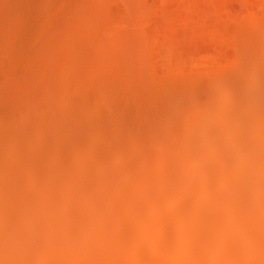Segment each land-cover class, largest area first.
Listing matches in <instances>:
<instances>
[{"label": "rangeland", "instance_id": "1", "mask_svg": "<svg viewBox=\"0 0 264 264\" xmlns=\"http://www.w3.org/2000/svg\"><path fill=\"white\" fill-rule=\"evenodd\" d=\"M263 75L264 0H0V130H3V127L5 130L2 131L4 133H0V154H4L5 160L8 162H21L23 160L29 161L28 170L30 172L34 171L35 173V170H38L37 172H39V170L43 171L44 174H40L41 176L45 175V177L44 179L42 177V184H39L42 188L40 186L38 187L40 188V190H43V194L46 192L45 194L47 195V192L54 190V188H56L55 190H57L56 186L59 187V185H61V182L63 181V188L68 187L70 189V187L72 188V184L73 186L77 185L74 181H76V178L79 176L78 174L81 175L84 170L85 173L88 172L87 174H91L96 171L93 173V175L97 174L99 171L101 172L102 169L105 168V166H102L101 164H104L106 161L102 162V160H95V158L91 157L90 155L91 151H94V149L95 151L97 150L96 153L95 151L93 152L94 156L105 154L106 157L107 151H104L105 147L108 145L109 147H107L106 150L112 151L113 146L116 144V142H113L115 135L119 134L118 138L122 139V137L124 136L129 137V135L133 131L150 128L156 122L154 120H156L157 116H154L157 114L159 116L161 115V113L164 114L165 112H168V114L170 113V115H173L179 109V114H176L177 116H171L174 121H178L176 123V127L177 130L179 129V133L176 132V134L173 135L174 138L172 137L170 138V140H167L168 143L167 141L160 143L159 147L161 148L165 149V146H167L168 148L167 144H169V149L172 152H178V148L181 149V145L183 148L184 144L187 143L186 136L189 135V131H191L190 134H192L195 130H200L199 128H203L202 130H206V125L208 124L207 121L212 122V120L213 122L218 121L222 125L223 132L225 133L221 134L224 136L225 134H227L228 138L227 136L223 138L228 139L226 140L227 143L229 141V144L226 143V146H228L230 145L232 140L239 136L241 137L242 132H234L235 129L231 128L233 126V124L231 125L232 122L230 123V121H228L227 119L225 121V117H219L222 113H227L232 110H234L237 114L240 113L239 116L242 112H244V114H242L245 115L247 111L250 113V115L251 112H254L252 116H259V114L260 116H262L264 110L261 109L263 113L260 110L262 114L258 110L262 105L261 100L263 99L254 100V89L257 90L260 87L264 86L262 84L264 82L260 81ZM221 77L224 79H222ZM213 79L216 81H214ZM257 79L259 81H257ZM218 81L221 82H219L218 85L214 86ZM204 82L205 84L208 83L209 86L208 84L207 86H205ZM222 83L224 86L221 85ZM257 83H259V85ZM201 84L204 86V89ZM256 86H258V88H256ZM218 87L220 88L221 92L217 91L219 89ZM221 87H224L225 90L224 88L222 90ZM249 87H251V89ZM210 88L212 89V91H216L217 94L216 92L209 91L211 90ZM247 88H249V90ZM171 89L173 90L171 91ZM201 89H203V91L207 89V93L203 92L204 95L202 99L210 101V109L208 108L209 104H207V102L200 98L202 96ZM246 90L251 92L247 93ZM180 91H184L182 92V95H180ZM222 91L227 92L231 97L228 98L230 99V101L227 100L228 102L223 101V99L220 100V102H225L224 105L225 109L227 108V110L224 109V111L223 107L222 109H220L218 102V98L220 97ZM196 92L199 93L200 96H198ZM223 94L225 93H222V97ZM236 94L237 100L239 99L238 103L235 98ZM238 94H240V96ZM231 95L235 96L233 97ZM168 96L171 97V100L170 98H167ZM183 96H185V98ZM187 96L189 97L188 101H190L191 99H193V101L191 102L196 101V103L194 102L193 105L192 103H189L187 105L188 107L193 106L191 109L188 107V109L184 108L186 107V105L184 104L188 103V101L185 102V100L188 99ZM226 96L225 99H227ZM250 96H253V99ZM198 97L199 100L195 99ZM211 97L212 99L217 97V100L211 101ZM232 99H234V101L236 102L232 103ZM246 100L250 101L249 104H251L252 106H249L248 104V107L247 104H244L243 102ZM256 101H258L260 104H258ZM211 102L212 104L215 102L217 106H214V104L212 106ZM230 102L232 105L229 106ZM202 103H206L208 109ZM254 103H257V106H259L257 107ZM175 104H177L176 107L179 106L178 109L176 108L177 110L175 109ZM222 104L223 103H221L220 105L222 106ZM199 105L202 110L206 108V110H208V114L214 109L213 112L216 111V115L213 113L212 116L211 112L209 117V115L206 114V110H203L205 113L203 112L202 115L201 109L199 108L198 110ZM253 105L256 106V109L250 108L253 107ZM202 106L205 107L203 108ZM231 106H234V108L232 107L230 110L229 108ZM169 108H172V111L174 109L175 110L173 112H170L171 109ZM217 108H219V110ZM260 108L264 109V107L262 106ZM193 109L197 110H194L192 116H190V119L188 118V121L190 123L186 120V118L182 116L180 118V115H183L186 110L193 111ZM254 110L258 111L259 114L255 115V113L258 112H255ZM197 111L201 112L197 113ZM195 113L197 118L194 117ZM165 114L167 115V113ZM258 116L256 118H258ZM191 117L199 120V122L195 119H192ZM175 118L177 120H175ZM178 118H180V120H178ZM222 119H224L225 123H230L228 127H225L224 121ZM239 120L240 119H238V122ZM183 121H185V123ZM194 122L198 123L196 124ZM260 124H263V122H261ZM178 125L181 126L178 127ZM210 125H212V123H210ZM237 125H239L240 127H243V125L236 124V122L234 123V126H236L235 128H238L237 130H241L240 127H237ZM229 126H231L230 130L228 129ZM263 130L264 129L260 130V132L262 133V137H264ZM115 131H117L118 134L115 133ZM230 133L235 134L236 137L235 135H233L235 138L232 135L229 137ZM178 134L181 137H185L179 138ZM177 136L179 139H177ZM262 137H260V141L258 140L256 142V147H258V149H255V158L257 159V155L259 154L258 156L260 157L261 161L258 158L257 161H259H254V165L258 164V168H262V170H264V166L262 165V161L264 160V153H261L264 152V146H262L264 144L261 143V141L264 142V140L261 139ZM223 138H218L217 141L225 143V140L222 141ZM229 138H231L232 140H230ZM175 140L179 141L176 142ZM208 140L210 141L207 135L204 141L202 140V144H204L203 147L205 149L203 150V156L206 151H209L210 154L211 150H213L212 153L214 152V149H212L213 146H211V150L208 149L207 146L213 145L211 142V144H209ZM180 141L184 144H180ZM170 142H173L172 145L170 144ZM109 144H112L111 149H109ZM146 144L147 142H145V145ZM178 144H180V147H178ZM254 144L255 143H251L250 147L252 148ZM100 145H103L105 147H102ZM163 145L164 147H162ZM175 146L177 147V149ZM101 147L103 149H101ZM184 147L186 149L187 147L189 148V146ZM190 148H193V146H191ZM20 151H22L21 156H9L13 152ZM163 151L164 150H162V152ZM152 152L153 149L150 152L145 153L151 156H145L146 160H148H145V167L148 166L146 164L152 162V160L150 159L152 158V155L155 157L158 156L156 152ZM249 152L246 153L249 154ZM39 153H41V157L38 156ZM67 153L68 155H65ZM36 154L39 157V159L37 158L38 160L34 159L36 157ZM196 154L199 156V153L196 152L195 155ZM208 155L209 154H207V156ZM212 155L213 154H211V156ZM260 155L263 157L261 158ZM198 156L197 160L194 156V162H197L199 160L200 157L198 158ZM202 157L200 159H202ZM242 157L244 158L243 154L241 155V158ZM85 159H87L86 168L83 167V162L85 161ZM93 160H95L94 162H96V164H98L102 169H99L100 167L98 168V165L95 166L96 164L93 162ZM191 160H193V157L191 158ZM202 160H205V156ZM161 162H163V164L167 163L166 160H158L156 161V163L155 161L152 162V164L155 163L156 166L157 164H162ZM196 162L193 164L194 166L198 163ZM259 162L262 163L260 164ZM70 163L72 164V166ZM106 163L108 164V161ZM140 164H137L136 167ZM152 164H149V166H152ZM201 165L202 164H200V166ZM251 165L252 164H249V167L247 166L248 170L250 169ZM261 165L263 167H261ZM94 166L95 168H98L99 171H97L98 169H92V167ZM200 166L199 168L200 170H202ZM69 167L71 171H69ZM209 167L211 168V166L208 165L207 168L210 169ZM192 168L195 169V167L193 166ZM198 169H196L195 172H198ZM257 169L255 172L259 170ZM192 170L193 169H191V171ZM200 170L198 173H201ZM255 172H253L255 175H253V179L254 177H256V180H254L258 184L260 179L264 180V176H260L262 174L261 171V174H258L260 177L257 176L258 172L256 174ZM235 173V175H244L242 171H237ZM246 173L248 174V171L245 172V175ZM40 174H38V176ZM196 174H194L195 177ZM61 175L64 177L70 175L66 178L70 179L71 182H69L70 180L67 181L66 179H63L64 177L61 179ZM82 175L85 174L83 173ZM38 176L36 179L40 180L38 179ZM73 177H75V179ZM58 178H60L61 181H57ZM188 178L191 177H189L188 175ZM197 179H200L199 176ZM224 179L222 176L221 179L219 178L215 181L218 182L222 180L223 182ZM253 179L252 182H254ZM53 180H55V182H60V184L51 183V181ZM36 182L37 181H35V184L33 183L34 185L31 186L32 188L30 190H32V192L34 191L33 189H35L33 187L36 186ZM67 182L69 186L71 185L70 187L67 185ZM1 183L2 185H7L8 181L3 178L0 181V184ZM207 183L205 182L206 187L209 186L211 190H208L207 188V190H205L206 192L198 191L199 193L206 194L208 191L209 193H213V195L217 196L218 193H222L223 189L226 188H223V186H221V188L223 189L216 188L217 184L214 183V181ZM211 183L212 185H216L215 189L217 190V192L215 191V189L213 188L214 186H212ZM256 183L252 184V187H260L262 192V185H256ZM51 184H53V186L55 185V187H53ZM236 184L238 185V183H235V185ZM237 185L236 188L240 186V183L238 186ZM22 186H25V184L22 183L21 188ZM155 186H159L160 190L162 189L160 185ZM241 186L238 189H234H241L242 191L243 188V190H245V185L242 188ZM38 187L36 186V188ZM77 187L80 186L77 185ZM21 188L16 193L15 202H19V197H23L25 195V190ZM149 188V191L147 190V192H145L148 193L145 194V196H147L146 199L141 202V205L143 206L140 205L138 208L139 210L137 209L140 212H144V216H146L147 213V211L145 213V210H149L152 213V209H159L158 207H156V205H154L153 201H156L155 203L159 202L158 206L161 208L163 206H161V204H165L166 202L163 199H171L169 198V196L166 197L168 193L165 194V192V198L164 196H162L163 199L161 198V195H163L162 191H164V189L160 191V195L157 193L159 190L156 191V189H154V185L152 187L149 186ZM256 188L250 190L246 189V191L249 193L241 192V194H244L245 197V195H249L251 193V195H253L250 196L253 199H256L257 197L254 194H258L257 196H259L260 192H258ZM35 190L37 191V189ZM59 190L62 191V188L59 187ZM108 190H106L105 192L106 195L104 194L107 198L110 197H108L107 195ZM231 190L233 191V188H231ZM231 190H228L227 192L230 193L232 192ZM235 190L230 194H233ZM193 191L197 193L196 189H194ZM195 192H193V196L189 194V198H195L196 196H198V193L196 195ZM33 193L36 194L32 199H38L39 201V197L36 198L37 192L34 191ZM151 193H154V196L156 198H152L153 194ZM175 193L176 192H172L169 195H171L172 197V195H174ZM236 193L238 194V191ZM262 193H264V189ZM156 194H158L157 196L160 195V200L162 199L165 202L158 201L159 197H157ZM235 194L232 195V199L236 197L235 200L239 201V194ZM96 195L98 196L99 194L96 193ZM104 195L103 199L105 198ZM149 195L152 198L151 200L148 199ZM200 195L203 196L204 194H199V196ZM175 196L177 197L178 195L175 194L174 197ZM208 196L209 194L207 193V195H205L206 201L211 197ZM176 197L174 199L172 198L171 202L175 200ZM182 197L184 198L185 196L181 195V198ZM217 197L219 198V196ZM60 198L61 197H59V199L54 198V202L53 200H51V202H53V204L51 205L52 208L56 207H53L55 203H57V206H60V209L61 205H65L64 203L68 199L67 196L66 198L64 197L61 201ZM202 198L203 197H201L200 199ZM242 198L243 196H240L239 203L242 202V204H240L241 208L237 206L239 203L236 205V207L240 209L234 207L232 208L233 210H231V208L225 206L226 203L222 198L221 201L224 203L223 205L221 204L222 202L220 201V199L219 203H221L220 205L218 204V206H215L217 202L214 203V200L216 198L210 201L211 206L212 204H214L215 206L214 211H211V208H209V201H205L204 203V201L202 200V203L198 198L196 199L200 200V202H197V200L193 202V207L190 206L191 209H189V207L188 209L185 208V213H187V210H190L191 212L196 211L197 209L195 208L201 206L200 208L202 209L199 208V210L194 213L196 219V215L198 213L201 215L200 212L201 210H203L202 206H204V204H209V209H207L206 211L209 210L211 212H208L213 214L214 212L216 214V207L218 208L217 210L220 215L225 209L221 217L216 216L215 218L214 215H212L211 218L214 217L215 219H204L205 221H208L207 224L205 221H201L203 220L201 218L202 216L200 217L198 215V221L200 223L204 222L203 224H205V227L203 224V226H199L200 223L195 219L194 223H197L193 226V229L195 228L193 232L195 233V231H197L195 234H192V237H194V235L195 238L200 237L199 230L201 228L198 230L199 227H202V229H206L207 225L208 229H206L207 233L205 232L207 238L204 235L207 240L204 238L202 240L201 237L199 238L200 243H197L199 239H193V241L195 242L192 247L195 246L197 248V245L202 247H198V253L196 252L197 249L194 250L196 252L195 255L193 253V250V252L191 253L192 248H190L189 246L187 250V241L189 239L187 238V236H189V234L183 235L184 233H186L184 232V229L186 230L188 228L186 225L192 228L191 222L194 219L190 222V225L188 220L190 219L189 215H187L188 219H186V216L184 220L183 217H185L186 214L184 213L185 215H182L183 217H181L183 211L179 212L178 210L175 211L176 209H173L176 208L177 205H172L170 202L169 204L173 206V208L170 209L171 206L169 204L167 205L166 203L165 206L162 207L163 209L161 208V210L153 211L152 215L156 213V215L154 216L147 213L148 216L144 217V219L142 213L137 212L139 213V215L137 214V217H139L138 219L142 220V222L143 219L146 220V218H157V220L155 221L158 222L159 216L162 218L165 216L167 219L173 217V215L171 214H169V216L162 215L161 213L163 210L170 209V211L181 213H177V215L179 214L180 216L178 226L182 228V232H184L182 233V236H184L183 238L185 239H180V236L178 237V235L180 234L179 232L177 235L176 231L175 234L173 233V231H171V233L177 235L178 240L180 239V241H184V243H181L183 245H181L179 242L177 245L178 247H175V253H177L179 256H177V254L173 255L172 258L174 256H177V258H173V261L170 260L172 255L171 253L169 258L171 264H181L182 259L184 260V255L182 252L185 251H190L187 253L191 255L193 254V257L191 258V260L193 261L190 262V258L186 260V258L189 257V255H187L185 258L186 261L184 260L185 263L182 262V264H192V262L194 264H196V262L198 264H264V204L260 203V205H258L257 207L255 203H250L256 206L254 208V206L249 205L248 203L255 200L251 199L250 201L247 200L249 197H245L248 203H245L243 205V200L245 198ZM97 199H99V197L93 196L92 198V200L95 201ZM184 199L187 198L185 197ZM47 200L49 199L47 198ZM260 200L261 202H264V194L263 198L261 196L258 201L260 202ZM105 201L106 204H103L104 207L106 205L108 206L107 202H111L108 200ZM146 201L150 202V204ZM42 202H44V200ZM151 202H153V205H151ZM35 203L38 202L36 201L34 202V204ZM246 204L249 206H247ZM40 205L42 206L41 203ZM221 205L222 207L225 206L227 208H222L220 207ZM119 206L121 207V205ZM43 207L44 206H42V208ZM120 207H116L118 208L117 214L119 215L120 213V216L123 217L122 215L125 214H121L120 212L121 210H123L121 209L123 206L121 208ZM140 207L142 208V210H140ZM147 207H149L150 209ZM44 208L46 209V206ZM108 208L109 206L104 211L110 214L111 211L108 212ZM219 208L223 210H221V213L219 211ZM51 210L50 213L52 214ZM127 211L125 212V210H123V212H125L126 214L129 213V209H127ZM115 212L116 211H114L113 213L115 214ZM191 212H188V214H190ZM232 212L236 213H234L236 217H234L235 215L233 216ZM37 213L38 211L27 208L15 213V218L19 217L31 219L32 217H38V214L40 212L38 214ZM46 213L48 212H45L44 214L46 215ZM56 213H53L52 215ZM113 213L109 215L107 220L115 219L113 217H116V214L113 216ZM140 214L142 215L143 219L140 218ZM174 215L176 214L174 213ZM9 216H5L0 212V219L5 218L6 220V217ZM55 216L57 217V214ZM110 216L112 217L110 218ZM120 216H118V218ZM199 217L201 218V220H199ZM12 218H14V216H12ZM166 218L159 222L163 225H167V228H165V226L161 224H157L156 222L155 224L153 221H150L148 222V224H150L146 225V227L148 229L150 227V229L152 228L154 230H148L145 226H143V229L145 231L140 230L142 227L138 229V231H142L141 233H143L144 235L143 239L141 238L142 240L139 239L143 244L141 242L139 243V241H137L136 244L139 243L143 245V248L141 249V251H139L141 255H136L137 253L135 252L136 254L134 256L135 259L136 256L138 258H140L141 256L142 264V259L148 260V256L150 254V240H152L153 238L155 240H160L157 232L155 231L156 227L154 226L157 225V229L159 231L162 230L163 235H165V233L167 232V230H165L164 232V229H168V233L170 230L176 229V227H173V221H170V223L168 222V220H166ZM182 220L183 223H180V221ZM146 222H144V224ZM112 223L113 222L111 220V224ZM1 226L3 225L0 224V231L6 230L7 234H4V231L1 232L2 234H0V237H2L3 239L0 238V242L5 240L7 241L9 240V238L13 237L10 235H16L21 232V229H18L16 226H11L9 228H7L6 226L3 228ZM137 228H135L136 231ZM202 229L200 231L204 232V230ZM146 231L148 234L146 233ZM148 231L151 232L149 233ZM31 232L32 230L30 228L27 234H30ZM196 234L198 237L196 236ZM201 234L203 235V233ZM138 235L139 234L133 233V235L131 236L140 237V235ZM131 236L129 237L128 241H131L129 244L130 248L133 247L131 246V243H133L132 241H136V239L134 238L130 239ZM103 237L106 236H102V238ZM204 240L207 244L202 243L205 242ZM156 243H158V241H156ZM190 243L191 241H189V245ZM122 245H126V247L129 246L127 242ZM126 247L124 248L123 246H121V244H119L117 246L118 251H114L116 248L113 250V252H116V254H113V259H111L115 261L114 264H116L117 262H121L119 260H122L124 258H126L127 261L126 255H128V258L130 257L131 261L128 259V263H125L124 259L121 264H140V259H136V262L134 261L135 259H132V257H134L132 254L134 252H132V248L131 252H129L130 250H127L128 247ZM123 248L126 249L127 252H125L128 254L124 253L125 257H122V259L115 258V255H120L121 252H124ZM119 250L122 251L119 252ZM145 253L149 254H147V256L144 258V256L146 255ZM259 253L263 254L261 256H257V254ZM121 255H123V253ZM153 255L154 253L151 254L152 257ZM154 256L156 257V255ZM179 257L181 261L178 260V262L177 259H179ZM108 260L109 257L104 260L105 262L103 261L102 263L106 264ZM111 260H109V264H113ZM132 260L134 263L132 262ZM153 260L154 258L152 259V261ZM156 260L158 262L160 261L161 263H164V261H166L158 259ZM168 264L170 263L168 262Z\"/></svg>", "mask_w": 264, "mask_h": 264}, {"label": "bare ground", "instance_id": "2", "mask_svg": "<svg viewBox=\"0 0 264 264\" xmlns=\"http://www.w3.org/2000/svg\"><path fill=\"white\" fill-rule=\"evenodd\" d=\"M222 79H224V78H222ZM259 80H260V78H259ZM259 80L257 79V81H259ZM214 81H216V80H214ZM260 81L264 82V75H263V77H262V79ZM207 82H209V81H207ZM219 82H221V81H218L217 84H215L214 86L218 85ZM223 83H225V82H223ZM223 83L221 84L222 86H224ZM259 83H257V84L259 85ZM207 84L208 83L205 84V82H204L205 86H207ZM262 84L264 85V83H262ZM201 86L204 89V86L202 84H201ZM208 86H209V84H208ZM230 86H232V85H230ZM232 87H234V86H232ZM211 88H212V86H211ZM223 88L224 87H221L222 90H223ZM249 88L251 89V87H249ZM249 88H247V89L249 90ZM256 88H258V86H256ZM203 89H201L202 90V96L200 97L201 99L203 98V95H204L203 92L207 93V91H206L207 89H205L204 91H203ZM172 90L173 89H171V91ZM181 90H182V88H181ZM224 90H225V88H224ZM248 90H246L247 93L251 92V91H248ZM209 91L216 92L214 90L212 91V89L209 90ZM217 91H220V88ZM246 91H244V92H246ZM254 91H255L254 100H257V99H259V100L263 99L264 100V86L260 87L257 90L254 89ZM182 92H184V91H182ZM182 92L180 91V93H181L180 95H182ZM192 93H194V92H192ZM222 93H225L228 97L225 94H223V97H224L223 98L222 97ZM222 93H221L220 97L218 98V100H219L218 102H219L220 109H222V107H223V111H224V109H225V105L224 104H225V102L227 100L230 101V99H228V98H231V97H230V95L227 92H223L222 91ZM253 93H251V94H253ZM177 94H179V93H177ZM216 94H217V92H216ZM197 95L200 96L199 93H197ZM238 95L240 96V94H238ZM188 96H187L188 99L185 100V102L189 100ZM225 96H226L227 99H225ZM231 96L234 97L235 95H231ZM183 97L185 98V96H183ZM236 97H237V94H236L235 98ZM250 97H252V99H253V96H250ZM167 98L168 99L170 98V100H171V97L168 96ZM190 99H191V97H190ZM195 99L199 100V97L195 98ZM211 99H212V97H211ZM222 99L225 102H223V101L220 102V100H222ZM202 100H204V99H202ZM213 100L216 101L217 97L212 99L211 101H213ZM232 100H231L232 103H234L236 101L238 103V101H239V99L237 100V98H236V101H234V99H232ZM263 100H261L262 101V105H261L262 107H264L263 106V103H264ZM191 101H193V99L188 101V103L184 104V105H186V107H184L185 109L188 107L187 105L189 103L190 104L192 103V105L194 104V102L196 103V101H194V102H191ZM204 101L207 102V104L210 103L209 100H204ZM251 101H253V100H251ZM172 102H171V104H172ZM201 102H199V103H201ZM231 102H230L229 106L232 105ZM256 102L258 104H260L258 101H256ZM182 103H184V102H182ZM221 103H223L222 106L220 105ZM243 103L247 104V106H248L250 101L246 100ZM251 103H253V102H251ZM257 103L256 104L254 103V104L257 106ZM202 104H204V103H202ZM207 104L206 103L204 104L206 106V108L208 107ZM211 104H212V102H211ZM213 104H214V106L215 105L217 106V104H215V102ZM213 104H212V106H213ZM176 105L177 104H175V109L176 108L178 109L179 106L176 107ZM250 105L251 104H249V106ZM255 105H253V107H250V108L251 109H256ZM189 106H191V105H189ZM205 106H202V107L204 108ZM192 107H188V108L191 109ZM226 107H227V105H226ZM232 107L234 108V106H231L230 108L229 107L228 108L231 110ZM260 107H259V110H258L259 112H260L261 109L264 110L263 108H260ZM199 108H200V105L198 107V110H199ZM206 108H204L203 110H206ZM208 108L210 109V104H209ZM214 108H216V107H214ZM169 109H171V111L169 110L170 112H173L175 110L174 108H173L174 109L173 111H172V108H169ZM217 109L219 110V108H217ZM167 110H168V108H167ZM178 110L173 115L179 114ZM194 110L195 109H193V111L186 110L183 115H180V118L182 116V117L186 118V120L188 121V118L190 119V116H192V113L194 112ZM203 110L201 109L202 112L201 111H197V113L201 112L202 115H203V112H204ZM213 110L212 111L210 110L212 112V113L210 112L212 114V116H213V113L215 114V112H216V111L213 112ZM225 110H227V108ZM262 110H261V112L263 113ZM183 111H184V109H183ZM207 111L208 110H206V112ZM223 111H221V112H223ZM254 111L258 112L256 110H254ZM161 112H163V111H161ZM179 112H182V111H179ZM259 112L255 113V115L259 114ZM165 113H167V115ZM165 113L164 114L161 113V115H159V116H158V114L155 115L154 117L157 116L156 120H154L156 122L150 128H147V129L144 128V129H141V130H138V131H133V132H131L129 137L128 136H124V137L121 136L122 139H119L118 138L119 134H118L117 131H115V133H117L118 135L114 136V141L113 142L114 143L116 142V144L113 146L112 151L106 150V148L109 147L108 145L106 147L103 146V145H100L102 147H105L104 151L105 152L107 151L106 152L107 153L106 157H105V154H103L104 156L100 155V154L96 155L97 157L94 156L93 152L95 151V149H94V151L93 150L91 151V154L88 153V154L91 155V157L95 158V160L96 159L99 160V161L102 160V162H105V161L107 162L108 161V164L106 162H105L106 164L105 163L101 164L102 166H105V168L102 169L98 164H96V162H94L95 160H93V162L96 164L95 166L98 165V168L100 167L99 169H102V171L100 172L99 169L95 168V166H94V167H92V169H94V170L98 169L97 171H99V172L97 174L93 175V173L96 172V171H94L93 173L90 172L92 175L91 174H87L88 172L85 173V170L82 172V174L84 173L85 175L78 174L79 176L76 178V181H74V180L73 181L80 187H77V185H75V184H74L75 186H73V184H72V188H71L70 187L71 185L69 186V184L67 182V185L70 187V189L68 187H66L67 185L65 186L67 189L63 188L64 187V185L62 187V184L64 182L63 181V182H61L62 184L59 185V187L62 188V191H60L61 189L59 190V187L56 186L57 190H55L56 188H54L55 191L54 190L49 191V192H47V195L45 194L46 192L43 194V190L42 189L40 190V188L38 187V186H40L39 185L40 183L42 184V181H43L42 177H43V179L45 177V175L41 176V174H44L43 171L39 170V172H37L38 170H35V173H34V171L30 172L28 170L29 161L23 160L21 162H19V161L8 162V161L5 160L4 154H0V181L3 178L8 181L7 185H2V183L0 184V212L2 214H4L5 216H9L10 215L9 217H6V220H5V218L4 219H0V224L3 225V226H1L3 228L5 226L7 228H9L11 226H16L18 229H21V232L19 234L10 235V236H13V237L9 238V240H7V241L5 240V241L0 242V249H1L0 250V264H103L102 262L105 259H107L108 257H109V260L113 259V257H114L113 254L114 253L116 254V252H113V250L116 248L114 251H118L117 246L119 244H121V246H123L124 248L126 247L127 244L125 246L122 245V244H125L126 242L128 243V245L130 244L131 241L128 242L129 241V237L131 235H133V233L134 234H139L140 237L135 236V237H137V238H135L134 236L133 237L131 236V238H130V239H133V238L136 239V241L133 240L132 241L133 243H131V246H133V247H131L132 248V252L134 251L132 254H133V256L136 253H137L136 255H141V253L139 251H141V249L143 248V245H141L139 243L140 242L142 243V241H140V240H142L143 236H144L143 233H141L142 231H145L143 229V226L146 227V225H149L150 223L148 224V222H150V221H153L154 223L156 222L157 224L163 225L159 221H162L163 219L166 218L165 216H164L165 218L164 217L162 218V217L159 216L158 222L155 221V220H157V218L156 219H147L146 218V220H147V222H146V220H144L145 219L144 217L148 216L147 213L152 215L153 211H155L156 209H152L153 210V211L151 210L152 213L149 210H145V213L147 211L146 216H144V214H143L144 212L138 211L139 210L138 209L139 206L142 204L141 202L144 199H146V197H147V196H145V194H148V193H145V192H147L149 186L152 187L153 185H154V189H156V191L159 190L157 193L160 194V195H161L160 191L162 189H164V191H162L163 195H161L162 199H163L162 196H164L167 193H168V195L166 197L169 196V198H171V199L172 198L174 199L176 197V196L174 197V195L177 194L178 195L177 197H179V198L176 197V199L173 200L172 202H171V199L165 198V196H164L165 199H163V200H165L166 202L163 201L162 199L160 200V195L157 196L158 194H156V196L159 197L158 201H160V202H165V204L167 203V205L171 202L172 205H177V207L174 206L176 208H173V206L169 204L171 206L170 209L173 208V209H176L175 211L178 210L179 212L183 211V214H181L179 212L170 211V209L169 210L166 209V210L162 211V213H161L162 215H168V216H169V214L173 215V217H170V219L166 218V220H168V222L173 221L172 222V223H174L173 227H176V229L175 230H170L169 233H168V229H164L163 231L165 232V230H167V232L165 233V235H163L162 230L159 231L157 229V225L154 226V227H156L155 231L157 232L160 240H158V239L155 240L154 238L152 240H150V242H149L150 254L149 253H145L146 255L144 256V258L147 256V254H149L150 257L148 256V260L144 259L145 261L142 259L143 264H146L147 262H148L147 264H160L161 262L160 261L158 262L156 259L163 260V261L166 260V261H164L165 264H168V262L171 264V261H169L171 253H172V255H171V259L170 260H172V261H173L174 257L177 258V256H179L177 253H175V251H176L175 247L178 245L179 242H180V244L184 243L183 240H181L182 242L180 241L181 238L185 239V238H183L184 236H182V233H184V232H186V233H184L183 235L189 234V236H190V237L187 236V238L190 239V240L188 239V241H187L188 243L185 242V243H187V250L190 247V248H192L191 249V253L194 250H196V249H197L196 250V252H197L198 251V247H200V246L197 245V248L195 246L192 247L194 242H195V241H193V239L195 238V235H194V237H192L193 236L192 234L194 233L193 230L195 229V228L193 229L194 224L199 222L198 221V215L200 217L202 216L201 218L203 220H201V218L199 217V220H201V221H205L207 218H208L207 220L212 219V218L215 219L216 216L221 217V215L223 214L225 209L223 211L222 209L219 208L220 209L219 210L220 213H221V210L223 211L221 213V215L219 214V212L217 210L218 209L217 207L215 209L216 210V214H215V212H214V214L213 213H209L212 210L214 211L215 206H218V204L220 205V203L222 202L221 198L225 201V203H226L225 206H227V207L231 208V210H233L232 208L236 207V205L239 203L240 196H243V198H245V197L246 198L247 197L250 198L253 195V194L251 195V193H250L249 195L247 194L244 197V194H241V192L242 193L243 192L249 193V192L246 191V189L250 190V189H255L256 188V187H252V184L256 183V181H255L256 177H254L255 180L253 179V175H254L253 172H255L256 169L258 168V166H257L258 164L254 165V161L256 162L258 158L260 159V157L258 156L259 155L258 154L257 155V159L255 158V156H256L255 149L256 150L258 149V147H256L257 146L256 142L258 140L260 141V137H262V135H261L262 133L260 132V130L264 129V126H263V124H264V113H263L262 116H260V114H259L260 119H259L258 115L252 116L254 112L253 113L251 112V115H250V113L248 111L246 112L245 115H243L244 112H242L243 114L241 113L240 116H239L240 113L237 114L234 110H232L230 112H227V113H222L219 118L225 117L224 118L225 121L227 119L228 121H230V123L232 122L231 125L233 124V126L232 127L229 126L228 129L230 130V127H231V128L235 129L234 132L236 131V133L239 132V131L242 132L241 137L239 136V137L235 138L236 135L230 133L229 137L231 135L232 136L235 135V137L233 136L235 139L232 140L231 138H229L232 141H231L230 145L226 146V143H227L226 140H228L227 139L228 136H227V134H225V136H227V138H223L225 136L222 135L221 133H225V132H223V127L220 124V122H218V121L217 122H215V121L213 122V120H212V122L207 121L208 124L206 125V130H202L203 128H199L200 130H197V131L195 130L194 133H192V134H190L191 131H189V135L186 136V142H187V143H185L186 145L183 142L180 141V144H184V146H189V148L187 147V149H186L184 146L182 148V145H181V149L178 148L179 149L178 152L177 151L172 152L169 149L170 148L169 144H167L168 148H167V146H165V149L159 147L160 143H163L164 141L170 140V138H172L173 135L176 134V132L179 133V131H178L179 129L177 130V127H176V123L178 121H174V119L171 118V116H173L172 114L170 115V113L168 114V112H165ZM210 113L208 114V112H207L206 114L209 115V117H210ZM201 116H200V118H201ZM257 116H258V118H256ZM194 117H196V113H195ZM194 117H191V118L195 119ZM198 117H199V115H198ZM180 118H178V120H180ZM214 119H216V118H214ZM224 119H222V120L224 121ZM238 119H240L239 122H238ZM175 120H177V119L175 118ZM195 120H197V119H195ZM197 121L199 122V120H197ZM225 121H224V125H225V127L226 126L228 127V125L230 123L227 124V123H225ZM183 122L185 123V121H183ZM235 122H236V124L243 125V127L242 126L240 127L239 125H237V127H240L241 130H237L238 128H235L236 127V126H234ZM261 122H263V124H260ZM194 123H196V122H194ZM210 123H212V125H210ZM259 124L262 125V126H260ZM180 126L178 125V127H180ZM1 129H2V127H1ZM2 131H5L4 127H3V130H0V133H4ZM187 133H188V131H187ZM220 134H221L222 137L220 136ZM263 134H264V132H263ZM206 135L210 139V141L208 140L209 144H211V143L213 144V145H209L208 144L210 147L209 146H207V147H208L209 150H211V146H213L212 149H214V152L212 153L213 150H211V154H213L211 156L210 152L206 151L205 154H204L205 160H202L203 157H204L203 156V153H204L203 150H205L204 147H203L204 144H202V143H203ZM178 136H179V134H178ZM178 136H177V139H179L181 137V136H179V138H178ZM184 137H181V138H184ZM218 138H223L222 141L225 140V143L224 142L222 143L221 141L220 142L217 141ZM261 139L264 140V137H262ZM175 141L177 142L179 140H175ZM145 142H147L146 145H145ZM167 143H168V141H167ZM172 143L170 142L171 145H172ZM251 143H255L254 146L252 145L253 146L252 148L250 147ZM261 143L264 144L263 141H261ZM180 144H178V147H180ZM227 144H229V141H228ZM190 145L193 146V148H190L191 147ZM214 145H215V148H214ZM262 146H264V145H262ZM102 147H101V149H103ZM111 147H112V144L110 145L109 149H111ZM162 147H164V145ZM152 149H153V152H156L157 155L159 156V157L158 156L155 157V156L152 155V158H150L152 160V162L155 161V163H156V161H158V160H163V161L166 160L167 163L163 164V162H161L162 164H157L155 166V163H153L154 164L153 165L152 162L151 163L149 162V164H152V166H149V164H146L148 166L145 167V160H146L145 156L147 155L145 153L146 152L147 153L150 152ZM176 149H177V147H176ZM229 149H230V153H229ZM162 150H164V151L162 152ZM249 150H250V152H249ZM41 152H42V150H41ZM96 152H97V150L95 151V153ZM196 152L199 153V156L197 154L195 155ZM246 152H249V154L246 153ZM206 153L209 154L208 156L210 158L207 156ZM261 153L263 154L264 152H261ZM37 154H36V157L34 158L36 160H38L39 157H41L40 156L41 153H39V155H38L39 157L37 156ZM92 154H93V156H92ZM109 154H111V155H109ZM242 154L244 155V158L243 157L241 158ZM21 155H22V151L13 152L9 156L18 157V156H21ZM65 155H68V153L65 154ZM147 156H150V155L148 154ZM194 156H195L196 160H197V156H198V158L199 157L201 158L203 156L202 159L199 158V160L197 161L198 163L195 161L197 163V164H195V166L193 165L195 163L194 162V160H195ZM263 156H264V154H263ZM263 156H261V158ZM192 157H193V160H191ZM89 159H90V157H89ZM83 160H84V158H83ZM146 161H148V160H146ZM260 161H261V159H260ZM86 162H87V159H85V161L83 162V167H85V168L87 166ZM159 162H157V163H159ZM262 162L261 163L264 166V160ZM140 163H143V164H140ZM199 163L202 164V165L200 166ZM84 164H85V166H84ZM137 164H140V165H138L136 167ZM249 164H252L250 169H249L250 171L247 169V166L249 167ZM89 165H90V163H89ZM208 165L211 166V168L209 167L211 170L207 168ZM262 165H261V167H263ZM71 166H72V164H71ZM91 166H90V168H91ZM192 166L195 167V169L192 168ZM199 166L201 167L202 170H200ZM253 166H254V168H253ZM88 168H89V166H88ZM251 168H253V169H251ZM191 169H193L194 172H193V170L191 171ZM196 169H198V172L200 170L201 173L195 172ZM205 169H207V170H205ZM258 169H257L258 173L255 172V174L257 173L258 177H260V176L262 177V175L264 176V172H263L264 170H262V168L261 169L258 168ZM69 171H71L70 167H69ZM87 171H88V169H87ZM89 171H90V169H89ZM237 171H239V172L242 171L244 173V175H242V174L235 175L236 174L235 172H237ZM247 171H248V174L246 173V175H247L246 176L245 172H247ZM260 171L262 172V174H261ZM250 172H251V174H250ZM196 173H198V174H196ZM38 174H40L39 175L40 178H39ZM194 174H196L197 178L199 176L200 179H197ZM258 174L259 175L261 174V175L259 176ZM188 175L191 178H188ZM226 175H227V177H226ZM37 176H38V179H40V180L36 179ZM69 176H65L64 177V176L61 175V179L64 177L63 179H66L68 181L70 179H68L66 177H69ZM222 176H223V179L225 178L223 182H222V180L218 181V182L215 181V180H218L219 178L221 179ZM73 178L75 179V177H73ZM252 179H253V181L255 183L252 182ZM55 180H53L54 182L51 181V183L60 184V182H55ZM58 180L61 181L60 178H58L57 181ZM35 181H37L36 182L37 183L36 186L38 188H36V186H35L33 188L37 189V191L35 189H33V190L35 192H37L36 198L39 197V201H38V199L37 200L32 199L33 197H35L36 193H33L34 191L32 192V190H30L32 188L31 186H33L35 184ZM211 181H214V183L217 184V186H216L214 183H213L214 185H212V183H211V185L214 186L213 187L214 189H215V186L218 189H223L224 187H226L225 189H223L222 193L220 192V193L217 194V196H219V198L216 195H213V193L211 194V193H209L207 191V193L209 194L208 197L211 196L210 199L213 197L211 200L210 199L207 200L210 203V207L209 208H211V211H209V210H208L209 212L206 211L207 209H209L208 208L209 204L208 205L204 204V206H206V207L202 206L203 210H201V212H200L201 215L198 212H197L198 214L196 213L197 214L196 215L197 219L195 218V214L194 213L196 211H198L201 206L196 207V208L194 207L197 210L196 211H192L193 213L190 210H187V213H185V208L188 209V207H189V209H191V207H193V204H194L193 202H195L196 200H197V202H200V200H201L202 203H203V201L205 203V201H206L205 195H207V193L206 194L205 193H199L198 191L203 192V191L207 190V188H208V190H211L209 188V186L206 187V184H205V182L206 183L207 182L210 183ZM69 182H71V180ZM219 182H221V183H219ZM22 183L25 184V186H22V188H21V184ZM235 183H238V185L240 183V186H241V183H242L241 188L245 185V187H244L245 190H243V188H242V191H241V189L240 190H235L234 188H236V185H237V184L235 185ZM258 184L262 185L261 188H262V192H263L264 180L260 179ZM258 184L256 183V185H258ZM51 185L53 186V184H51ZM155 185H160L162 189L160 190V187L159 186H155ZM218 185H220V186H218ZM221 186H223V188H221ZM240 186L237 187L236 189L240 188ZM53 187H55V185ZM145 187H147V188H145ZM20 188L25 190V195L23 197H19L20 198L19 202H15L16 193H17V191ZM197 188H199V189H197ZM231 188H233V191L235 190V192L233 194H235L237 191H238L239 195L241 194L239 196L236 193L238 195V197H239V198L237 197L239 199V201L235 200L236 197L234 199H232L233 198V196H232L233 194H230V193H232L233 191L231 190ZM63 189H65V190H63ZM194 189H196V191L198 193V196H196L197 193L195 191H193ZM226 189H228L229 191L231 190L232 192L229 193V192H227L228 190H226ZM256 189L258 190V192L260 191L259 192V196H257L258 194H254L257 197L256 199L255 198L253 199L252 197L250 199L249 198L247 199V200H250V201H251V199H253L256 202L255 201H253V202L251 201V202L248 203L246 198H245L243 200V205L245 203H248L249 205H252L250 203H255V205H257V207H258V205H260V203L264 204V202H261V200H260V202L258 201L261 196L263 198V194L264 193L261 192L260 187H258ZM58 190H59V192H58ZM106 190L109 191V192L107 191L108 197L109 196L112 197V198L109 197L110 200H109V198H107L105 196L106 195V193H105ZM151 190H153V189H151ZM224 190H225V193H224ZM192 191L195 192V194H196L195 195L196 197L194 196L195 198H193V197L189 198V194L192 195V196L194 194ZM215 191L217 192L216 189H215ZM41 192H42V194H41ZM164 192H165V194H164ZM172 192L173 193L176 192V193L174 195H172V197H171V195H169V194L172 193ZM191 192H192V194H191ZM251 192H252V190H251ZM96 193L99 194L100 196L99 195L97 196ZM109 193H110V195H109ZM151 194H153L152 198L155 197L154 193H151ZM199 194H202V195L204 194V195L203 196H201V195L199 196ZM223 194L224 195L226 194L228 198L226 197V195L224 196ZM260 194H261V196H260ZM103 195L105 196L104 199H103ZM181 195L185 196L187 199H184L185 197L181 198ZM66 196H67L68 199H67L66 202H65V199H64V202H65L64 204L65 205H63V206L61 205V209H60V206L56 205L57 203H55L53 205V207L54 206H56V207L52 208L51 205L53 204V202L55 200L54 198L59 199V197H61L60 198V201H61V200H63L64 197L66 198ZM93 196L94 197H99V199H97L96 201L92 200ZM220 196H221V198H220ZM201 197H203V198L200 199ZM47 198L49 200H47ZM152 198L149 195L148 199L151 200ZM196 198H198L200 200H198ZM94 199H96V198H94ZM112 199H113V201H112ZM166 199L168 200V202H167ZM213 199H215L214 203L217 202L215 204V206H214V204H212V206H211V202L210 201H212ZM219 199L221 201L220 203H219ZM43 200H44V202H42ZM46 200L50 201V202H47ZM51 200H53V202H51ZM105 200L111 201L110 203L107 202V204L109 206L108 212L111 211L110 214H112L114 211H116L115 214H116L117 218L114 216L115 214L113 213V216H114L113 218H115V219L107 220V218L109 217L110 214L106 213L104 211L108 207L107 205L105 206L106 208L103 206V204H106ZM33 201L34 202L37 201L39 204L38 203L34 204ZM146 202H148V201H146ZM153 202H154V205H156V207L159 208L157 210H161V208L165 206V204L162 203L161 206L162 205L163 206L160 208L158 206L159 202L158 203H155L156 201H153ZM153 202H151L152 203L151 205H153ZM40 203L42 204V206H44V207L46 206V209L44 207L42 208ZM148 203L150 204V202H148ZM221 204L223 205L224 203L222 202ZM240 204H242V202H240L237 206L241 208ZM47 205H48V207H47ZM119 205H121V207L122 206L123 207L121 208ZM222 205L220 207H222ZM249 205H247V206H249ZM141 206H143V205H141ZM178 206H179V209H178ZM225 206L222 207V208H227ZM252 206H254V204ZM103 207H104V210H103ZM116 207H120L121 209L125 210V212L127 211V209H129V213L126 214L125 212H123V210L119 209V210H121L120 211L121 214H123V213L125 214V215H122L123 217H121L120 213H119V215L117 214L118 208H116ZM212 207H213V209H212ZM238 207H236V208H238ZM255 207L256 206H254V208ZM27 208L35 210V211H38V213L40 212L39 213L40 215L37 213L38 217H32L31 219L30 218L29 219L28 218H19V217L15 218V213L19 212L20 210L27 209ZM51 208H52L53 211L51 210ZM147 208H149V207H147ZM236 208H235V211H236ZM240 208H238V209H240ZM59 209H60L61 214L59 212ZM200 209H202V208H200ZM50 210H51L52 214L56 213L57 210H58V212L56 213L57 217L55 216L56 214L52 215L50 213ZM54 210H56V211H54ZM140 210H142V208ZM143 211H144V209H143ZM45 212H48V213H46V215H45L44 214ZM137 212L142 213L144 219L142 218L141 214H140L141 215L140 218L143 219V222H142V220L138 219L139 217H137V214L139 215V213H137ZM188 212H191V213L188 214ZM41 213H42V215H41ZM174 213L176 215H174ZM177 213L181 214V217H183L182 215L186 214L185 217H183L184 220H185L186 216L189 215V218L191 220L188 219V216L186 218V219L189 220V223L194 219L191 222L192 225L190 223L192 228H190L188 225H186L188 228L186 227L187 229L186 230L184 229V232H182V228L178 226L179 225L178 221H179L180 216H179V214L177 215ZM217 213H218V215H217ZM234 213H233V216L236 214V213L235 214ZM49 214H51V215H49ZM59 214L62 215V216H60ZM191 214H193V215H191ZM154 215H156V213H154ZM154 215H152V216H154ZM212 215H214L215 218L214 217L211 218ZM12 216H14V218H12ZM118 216H120V217L118 218ZM111 217L112 216H110V218ZM234 217H236V215ZM136 218L138 220H140V221H138ZM161 218H162V220H161ZM195 219L197 221L196 223H194ZM3 220H5V221H3ZM111 220L113 222L112 224H111ZM188 220H186V221H188ZM186 221H184V222H186ZM144 222H146V223L144 224ZM164 222H165V220H164ZM181 222L183 223V220L180 221V223ZM205 222L207 224L208 221H205ZM203 223H200L199 226H203L204 225V227H205V224H203ZM109 224H111V225H109ZM158 226H160V225H158ZM163 226H165V228H167V225H163ZM137 227H139V228H137ZM195 227H196V225H195ZM30 228H31L32 232L30 234H27L29 232ZM135 228H137V231L135 230ZM200 228L202 229V227H199L198 230ZM138 229H140L142 231H140V230L138 231ZM146 229H148V228L146 227ZM149 229H150V227H149ZM206 229H207V225H206ZM206 229H202V230H204V232L199 230V232H200L199 236L200 237L197 236V234H198L197 233L196 236L198 238H195L194 240H197V239H199L201 237H202L201 238L202 240H203V238L206 239L207 238V235H205L207 233ZM152 230H154V229H152ZM3 231H0V234H2L1 232H3L4 234H7L6 230H3ZM135 231H136V233H135ZM171 231H173L174 234L177 232V235H178V232H179L181 234V235L180 234L178 235V237L180 236L179 237L180 239L178 240L177 235H174L173 233H171ZM196 231H195V233H196ZM148 232L150 233L151 231H148ZM146 233H147V231H146ZM201 233H203V235ZM204 235L206 236V238H205ZM263 235H264V233H263ZM102 236H106V237L102 238ZM0 238L3 239L2 237H0ZM146 238H147V236H146ZM137 241H139V243L136 244ZM156 241H158V243H156ZM189 241H191L190 245H189ZM199 241H200V239L198 240V242L197 241L196 242L200 243ZM202 243L204 244V243H206V241L202 242ZM181 245H183V244H181ZM205 245H202V246H205ZM127 247H128L127 250H130L129 252H131L130 245L127 246ZM124 248H123L124 252H121V254L123 253V255H121L119 253L120 255H115V258H117V259L121 258L122 259V257H125L124 253H126L127 251ZM200 248H202V247H200ZM119 249H121V248H119ZM109 250H112V251H109ZM120 251H122V250H119V252ZM187 252H190V251H187ZM187 252L186 251L182 252L185 257L183 255H181V256H183V258L185 260L186 256L189 255V257H187L186 260L188 258H190V262L193 261V260H191V258L193 257V254L191 255V254H189ZM196 252L195 251L193 252L194 255L196 254ZM153 253H154V255H156V257L154 255H153V257L151 256V254H153ZM173 253H175V254H173ZM185 253H187V254H185ZM126 254H128V253H126ZM143 254H142V256H143ZM176 254H177V256H174L172 258V256L176 255ZM262 254L263 253H259V254H257V256H261ZM196 256H195V258H196ZM110 257H112V258H110ZM126 257H127V261H126V258H124L125 260L122 259V260H119V261L123 262V260H124L125 263L126 262L128 263V259L131 261L130 257L128 258V255H126ZM141 258H142L141 256H140V258H138L136 256V259H140L139 260L140 264H142L141 263ZM149 258L150 259L154 258V260L152 261V259L150 260ZM117 259H115V260H117ZM132 259L134 260L135 256L132 257ZM136 259L134 260L135 262H136ZM109 260L107 261V263L109 262ZM133 260H132V262H133ZM178 260L181 261L180 257H179V259H177V261ZM184 260L182 259L183 263H185ZM111 262H113V264H114L115 261L111 260ZM121 262H117L116 264H119V263L121 264ZM182 262H181V264H182ZM188 262H189V260H188ZM188 262H186V263H188ZM125 263H122V264H125ZM164 263H161V264H164ZM174 263H175V261H174ZM129 264H131V263H129ZM175 264H178V263H175ZM192 264H194V263L192 262ZM196 264H198V263L196 262Z\"/></svg>", "mask_w": 264, "mask_h": 264}]
</instances>
